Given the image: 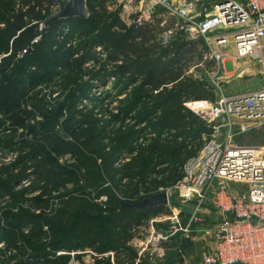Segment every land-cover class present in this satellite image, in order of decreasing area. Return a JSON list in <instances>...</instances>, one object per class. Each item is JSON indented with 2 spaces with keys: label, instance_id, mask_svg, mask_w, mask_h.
Returning a JSON list of instances; mask_svg holds the SVG:
<instances>
[{
  "label": "trees",
  "instance_id": "1",
  "mask_svg": "<svg viewBox=\"0 0 264 264\" xmlns=\"http://www.w3.org/2000/svg\"><path fill=\"white\" fill-rule=\"evenodd\" d=\"M59 3L0 0V54L11 52L4 61L14 67L1 80L0 112L19 107L27 113L20 107L31 106L42 117L31 127L28 145L38 190L76 185L57 198L39 197L33 208L38 214L22 212V221L29 222L17 227L30 229L21 244L31 255L19 264H65L69 256L56 252L86 248L97 255L113 252L116 264H129L135 258L126 245L129 231L162 215L163 207L140 213L120 208L121 200L135 203L180 180L183 161L212 131L184 104L214 102L212 88L195 74L212 72L215 64L203 40L186 39L179 19L163 8L154 9L146 23L126 26L107 0H86V19H59L37 31ZM64 155L74 157V170L58 163ZM79 193V205L70 208ZM102 195L106 202L99 206ZM53 202L63 205L50 207ZM191 206L177 205L182 217ZM172 240L157 264H177V247L190 245Z\"/></svg>",
  "mask_w": 264,
  "mask_h": 264
},
{
  "label": "built area",
  "instance_id": "2",
  "mask_svg": "<svg viewBox=\"0 0 264 264\" xmlns=\"http://www.w3.org/2000/svg\"><path fill=\"white\" fill-rule=\"evenodd\" d=\"M137 1V14L130 19L127 18L130 8L124 6L121 12L118 11V18L124 25L146 23L155 8H163L168 15L179 19L178 28L186 39L203 40L208 50L207 59L215 64L211 77L218 74L221 59V54L210 47L211 43L216 46L229 43L233 60L254 58L257 72L264 79V0H215L211 13L205 17H200L206 10L203 6L193 10L192 3L186 0L178 9L172 7L170 0ZM146 1L148 5L140 10ZM131 2L126 0L127 5ZM61 8L60 3L56 4L51 9L52 14L55 15ZM168 35L163 34L162 38L166 39ZM217 36L220 38L216 39ZM249 95L250 98L246 95L245 98L222 101L224 106L215 109L212 118L215 122L222 116L223 121L220 124L215 122L219 125L211 128L210 135H201L196 154L183 161L180 180L167 189L158 188L153 193L164 192L167 204L171 193L181 204L191 202L190 213L182 217L173 206L168 208L170 213L167 216L152 217L143 226L131 229L132 237L126 245L135 249L134 243L138 242V247L133 250L135 258L129 264H140L141 260L147 264L161 263L169 250L163 244H169L174 238L181 240V237L182 241L202 245L199 264H264V153L256 147L229 145L231 117H264V88ZM188 103L184 104L185 107ZM217 128L225 131L222 142L214 139ZM103 186H108V183ZM97 202L104 204L105 196L99 197ZM161 223L167 228L155 229V224ZM142 231L146 236L142 235ZM64 254L69 256L67 264H80L75 258L80 254L91 256L92 261L104 258L109 264H116L113 252L97 255L87 248L56 252L57 256ZM177 254H180L179 250Z\"/></svg>",
  "mask_w": 264,
  "mask_h": 264
},
{
  "label": "rangeland",
  "instance_id": "3",
  "mask_svg": "<svg viewBox=\"0 0 264 264\" xmlns=\"http://www.w3.org/2000/svg\"><path fill=\"white\" fill-rule=\"evenodd\" d=\"M132 1L133 2L127 5L126 0H107L110 11L117 10L121 12L124 6H126L127 9L130 8L128 19L136 15L138 11V1ZM214 1L215 0H194L191 2V8L197 10L203 6L206 10L200 14V17H205L211 13V7ZM170 3L175 9L183 6V0H170ZM64 5L65 3L60 0V6L63 8ZM147 5L148 2H144L140 10L144 9ZM53 15L51 10L50 16ZM43 25V22L38 23L37 31H40ZM210 47L221 54L220 62H218V64H220L219 72L216 77H211V72L205 69V71L201 70L196 73L195 77L197 76L206 81L209 87L212 88L215 97L214 102L211 104L201 100L191 101L187 104L186 108L201 121L212 125L210 129H213L216 128V125L221 123L219 122V124H216L212 118L215 109L218 110V108L223 107L224 102L230 101V99L246 97L248 94L261 91L264 88V79L261 78L257 72V63L254 58H245L244 60L237 61L233 60L232 47H230L229 43L228 45L222 46H216L211 43ZM10 53L11 52L0 54V84L3 78L8 79L13 72L14 67L12 61H4V59H9ZM19 56L20 53L17 52L15 59L19 58ZM212 81L216 84L214 82L212 83ZM27 97L28 95L25 99L29 101ZM52 103L53 102H50L51 107L56 106V104L54 105ZM20 108L27 113L21 112L19 107L7 108V112H0V264H19L20 261L27 262L31 255V250L21 244V236L26 234L30 229L27 225L21 226L20 228L17 227L21 222H29L28 219L22 221L20 217V215H23L22 212L38 214V211H34L33 208L38 205L39 197H42V199L57 198L64 192H73L76 188L74 183H69L62 187L48 185L44 188V191L38 190L37 182L39 181L35 179V164L33 161L28 160V154L30 152L28 145L33 141L31 127L36 124L35 122L41 121L42 117H36L34 113L31 112V106L27 108L21 106ZM230 120L232 122V130L229 145L256 147L264 153V117L244 118L236 115L231 117ZM214 139H216L217 142L225 140L224 129L217 128ZM22 158L23 163L21 164ZM73 160L74 157L71 155H64L61 156V160H59L58 163L65 169L72 171L74 170L72 166ZM13 175L19 176L7 182L6 179H9V177ZM40 185H42V183ZM22 190L25 191L21 194L20 191ZM74 195L76 198L69 203L70 208L77 207L79 205V199L82 198L81 193ZM168 196V204L166 205L167 207H163V214L160 215L161 217L167 216L170 213L168 208L174 206L178 210L177 205H182L174 193ZM96 204L101 206L98 202ZM62 205L63 204L60 205L55 202H53V204L50 203V207L52 206L55 208H59ZM104 209L106 210V206L102 207V210ZM146 221L143 223L145 224ZM166 226V224L161 223L155 224L154 227L158 230H165L167 228ZM144 228L140 229L143 230ZM142 235H145L144 231H142ZM182 240L183 237H181L180 242H182ZM173 241L174 240H170L169 243ZM134 244L136 246L135 249H130H137L138 242ZM166 244L167 243L163 245ZM189 244L190 245L185 247V249L177 247L180 251L177 264H199L198 258L202 251V245L193 241L189 242ZM168 249H172V247ZM75 258L80 264L86 261L88 264L105 262L104 258L94 259V261H92L90 260L92 257L87 254H80L79 256H75ZM67 263L68 260L65 264Z\"/></svg>",
  "mask_w": 264,
  "mask_h": 264
},
{
  "label": "water",
  "instance_id": "4",
  "mask_svg": "<svg viewBox=\"0 0 264 264\" xmlns=\"http://www.w3.org/2000/svg\"><path fill=\"white\" fill-rule=\"evenodd\" d=\"M65 5L63 8L58 11L55 15H53L51 18L46 19L43 24L44 26H48L54 22H56L59 19H68L73 17H83L86 19L87 17V3L86 0H62ZM194 0H186V2H192ZM220 38V37H216ZM248 98L251 97V95H247ZM245 98V97H244ZM223 117L219 116L215 119L216 123L222 122ZM167 204V196L164 192H159L155 194H151L150 196L143 198L139 201H136L135 203H128V202H121L120 208H127L132 211H137L140 213H144L146 211L151 210L152 208H161L165 207Z\"/></svg>",
  "mask_w": 264,
  "mask_h": 264
}]
</instances>
